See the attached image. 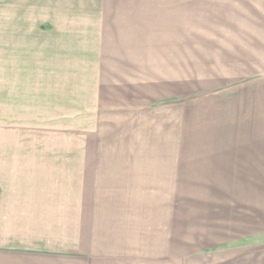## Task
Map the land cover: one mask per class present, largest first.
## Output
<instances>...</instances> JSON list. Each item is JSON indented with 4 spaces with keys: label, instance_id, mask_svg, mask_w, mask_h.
Instances as JSON below:
<instances>
[{
    "label": "rangeland",
    "instance_id": "rangeland-1",
    "mask_svg": "<svg viewBox=\"0 0 264 264\" xmlns=\"http://www.w3.org/2000/svg\"><path fill=\"white\" fill-rule=\"evenodd\" d=\"M107 21L16 42L0 16V264H235L242 232L264 243V163L229 178L226 157L262 133L242 128H264L247 108L264 82L249 102L195 45L192 67L175 49L126 57Z\"/></svg>",
    "mask_w": 264,
    "mask_h": 264
},
{
    "label": "crops",
    "instance_id": "crops-1",
    "mask_svg": "<svg viewBox=\"0 0 264 264\" xmlns=\"http://www.w3.org/2000/svg\"><path fill=\"white\" fill-rule=\"evenodd\" d=\"M0 16L11 20L12 41L15 38L16 42L27 36L31 27L37 30L41 41L51 33L50 29L55 35L66 36L67 28L61 24L70 18L106 19L111 26L109 34L113 37L114 51L144 60L147 51L156 58V51L175 49L186 59L174 62L176 67L194 66L190 52L196 46L201 53L208 56L214 53L223 58L221 62L227 60L224 65L244 76L227 77V81H244L250 88L249 102L256 95L253 91L258 82H264V0H0ZM80 32L78 28V36ZM170 33L182 37L180 40L171 37L169 42L162 39ZM188 34H198V41L186 40ZM200 57L203 62L204 55ZM247 108L253 111L248 110L250 114L264 111V106ZM259 127L242 128L262 133L248 134L245 138L243 135L242 143L233 144L234 151L228 154L232 156L226 157L228 163L235 164L234 170L227 167L229 178L248 177L244 174L246 170H242L244 164L264 163V128ZM257 136H260L258 140ZM256 238L255 233L247 230L236 239L245 247L235 252V264L264 263V243L258 241L259 244L253 245Z\"/></svg>",
    "mask_w": 264,
    "mask_h": 264
}]
</instances>
